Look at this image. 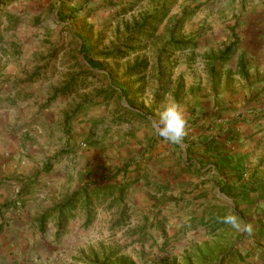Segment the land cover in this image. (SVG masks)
<instances>
[{
	"label": "rangeland",
	"instance_id": "obj_1",
	"mask_svg": "<svg viewBox=\"0 0 264 264\" xmlns=\"http://www.w3.org/2000/svg\"><path fill=\"white\" fill-rule=\"evenodd\" d=\"M220 2L0 0V164L35 195L14 232L27 241L21 264H219L216 241L233 235L192 219L189 180L165 185L176 169L153 122L175 100L183 145L208 111L247 103L243 71L220 59L237 42L219 35L232 23ZM69 199L59 233L52 211Z\"/></svg>",
	"mask_w": 264,
	"mask_h": 264
},
{
	"label": "crops",
	"instance_id": "obj_2",
	"mask_svg": "<svg viewBox=\"0 0 264 264\" xmlns=\"http://www.w3.org/2000/svg\"><path fill=\"white\" fill-rule=\"evenodd\" d=\"M219 4L227 10L228 21H232L228 23L231 30H218L219 35L230 40V31L235 30L237 41L228 60L234 63L232 68L244 73L238 81L252 88L246 93L247 103L238 102L232 110L220 111L215 116L208 111L209 115L201 122L196 120L183 145L159 143L163 147L162 163L164 154L170 153L172 170L176 169L173 182L164 183L173 185L189 180L199 208L192 219L208 221L211 226L222 224L217 229L219 234L227 228L233 235L228 238L221 234L219 241H198L210 251L214 241L222 245L219 264L222 258L221 264H264V0H221ZM209 37L208 34L206 38ZM209 48L202 50L208 52ZM169 166L164 170L171 169ZM184 169L189 170L187 177L180 174ZM9 170L0 164V264H21V255L28 252L21 247L27 241L19 239L14 232L17 222L25 219L18 214L31 207L35 195L19 192L15 180L6 178ZM21 203H24L22 209L18 208ZM229 213L250 223L251 235L219 222Z\"/></svg>",
	"mask_w": 264,
	"mask_h": 264
},
{
	"label": "clouds",
	"instance_id": "obj_3",
	"mask_svg": "<svg viewBox=\"0 0 264 264\" xmlns=\"http://www.w3.org/2000/svg\"><path fill=\"white\" fill-rule=\"evenodd\" d=\"M157 117L153 122L155 134L169 143H182L187 135V121L182 106L166 95L162 110H158ZM219 222L243 234L251 235L253 230L250 223L244 222L234 213L226 214Z\"/></svg>",
	"mask_w": 264,
	"mask_h": 264
},
{
	"label": "trees",
	"instance_id": "obj_4",
	"mask_svg": "<svg viewBox=\"0 0 264 264\" xmlns=\"http://www.w3.org/2000/svg\"><path fill=\"white\" fill-rule=\"evenodd\" d=\"M230 47H228L227 49H225L224 51V54L221 55L220 59L227 56L229 53H230ZM89 66L91 67V64L89 63ZM125 179V177H124ZM133 183L131 182L130 184H128L127 186H124V185H117V189H118V199H121L123 198V195L126 191V189L128 187H130V185H132ZM112 186L111 185H107V187L105 188H102V187H99L94 193H93V196L94 198L96 199H99V197H101V192H104V191H109L111 190ZM114 188V187H113ZM81 192L79 193H76L75 195L72 196L73 199L75 198H78V196H80ZM103 196V195H102ZM90 195L89 193H87V188H85L83 190V196H82V200H84L85 204L87 205V207L90 206ZM75 207V204L73 203L72 199H69L67 201H65L61 206H59V208L57 207L54 211H52V213L56 212V214L58 213V216L60 217L59 220H58V225H57V231L60 233L61 230H62V220H61V216H62V213L67 211V210H72L74 209ZM47 217H50V214L49 215H46L45 217H43V219H46ZM107 258V257H106ZM106 258H104V260H106ZM107 261H110L109 258H107Z\"/></svg>",
	"mask_w": 264,
	"mask_h": 264
},
{
	"label": "built area",
	"instance_id": "obj_5",
	"mask_svg": "<svg viewBox=\"0 0 264 264\" xmlns=\"http://www.w3.org/2000/svg\"><path fill=\"white\" fill-rule=\"evenodd\" d=\"M82 147H85V145H82Z\"/></svg>",
	"mask_w": 264,
	"mask_h": 264
}]
</instances>
